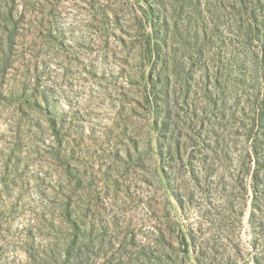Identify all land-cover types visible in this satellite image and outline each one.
Wrapping results in <instances>:
<instances>
[{
	"label": "rangeland",
	"instance_id": "374dc122",
	"mask_svg": "<svg viewBox=\"0 0 264 264\" xmlns=\"http://www.w3.org/2000/svg\"><path fill=\"white\" fill-rule=\"evenodd\" d=\"M0 264H264V0H0Z\"/></svg>",
	"mask_w": 264,
	"mask_h": 264
}]
</instances>
